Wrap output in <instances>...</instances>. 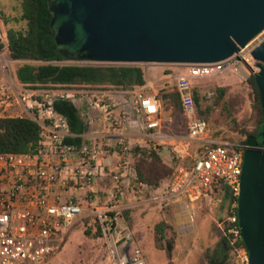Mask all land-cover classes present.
<instances>
[{
    "label": "built area",
    "instance_id": "1",
    "mask_svg": "<svg viewBox=\"0 0 264 264\" xmlns=\"http://www.w3.org/2000/svg\"><path fill=\"white\" fill-rule=\"evenodd\" d=\"M247 48L221 62L186 65L187 71L177 75L186 137L198 148L158 188L139 178L130 160L137 145L128 138L143 137L153 149L164 142L162 103L156 94L145 88H34L0 66V120L28 118L41 127L37 152L0 154V264L45 263L88 214L101 223L111 264H148L134 233L122 223L125 208L145 203L147 195L164 203L177 199L213 206L226 194L229 207L219 227L233 263L251 264L250 252L241 244L238 214L246 147L213 139L208 122L197 116L193 92L198 79L228 71L254 74L256 61ZM59 100L75 103L86 121L88 132L80 145L67 142L75 135L55 108ZM103 192L107 199L101 205Z\"/></svg>",
    "mask_w": 264,
    "mask_h": 264
},
{
    "label": "water",
    "instance_id": "2",
    "mask_svg": "<svg viewBox=\"0 0 264 264\" xmlns=\"http://www.w3.org/2000/svg\"><path fill=\"white\" fill-rule=\"evenodd\" d=\"M48 5L53 37L68 61L216 63L264 32V0H48ZM251 55L264 115V40ZM260 136L262 146L244 153L238 210L251 264H264V126Z\"/></svg>",
    "mask_w": 264,
    "mask_h": 264
},
{
    "label": "rangeland",
    "instance_id": "3",
    "mask_svg": "<svg viewBox=\"0 0 264 264\" xmlns=\"http://www.w3.org/2000/svg\"><path fill=\"white\" fill-rule=\"evenodd\" d=\"M22 5L18 0H0V41L5 48L0 51V66H5L7 72L17 80V69L26 64L39 63L36 61H15L10 56L8 30L11 28L24 30L26 21L22 20ZM264 40V32L254 39L247 51ZM61 64H88L85 61H66ZM147 71L149 93L156 94L160 99V91L164 88L177 87V75L187 71L186 65L179 64H143ZM254 71H258L254 65ZM254 76L250 70L244 76L239 72L228 71L221 76L198 79L195 82L200 86V96L211 100V95L219 87H226V98L231 104L232 118H228L223 106L212 109L206 118L203 116L211 130L215 141H227L232 144H242L245 131H252L256 124L258 114L255 110V90L249 79ZM52 88V87H51ZM40 88V89H51ZM80 88V87H76ZM119 91V90H111ZM117 98L120 97L116 94ZM161 100V99H160ZM163 119H170L164 126L161 138L164 142L157 149L140 146L137 143L130 155L135 166L144 157L142 150H159L166 165L175 169L182 162L191 161L195 151L190 155L181 147L180 141L187 135V120L173 109L166 110L162 102ZM196 104V102H195ZM202 109H206V103ZM198 112V108H196ZM236 119V123L233 120ZM148 142V141H147ZM189 142V141H188ZM150 196L147 195L146 199ZM107 195L103 192L100 204L106 202ZM222 202L219 200L213 206H193L185 200H171L167 203L155 201L138 205L135 214L122 212L123 218L129 224L134 237L142 248L148 264H211V258L216 254L221 240L222 232L219 222L223 216ZM88 213V212H87ZM164 222L165 238L158 244L156 226ZM101 223L96 215L82 217L74 226L62 249L51 256L43 264H111V258L102 236L99 235ZM87 231L90 232L89 235ZM173 249L170 260L167 249Z\"/></svg>",
    "mask_w": 264,
    "mask_h": 264
},
{
    "label": "trees",
    "instance_id": "4",
    "mask_svg": "<svg viewBox=\"0 0 264 264\" xmlns=\"http://www.w3.org/2000/svg\"><path fill=\"white\" fill-rule=\"evenodd\" d=\"M22 5V20L26 21L27 28L8 30V42L10 56L15 61H36L39 64L26 63L16 71V77L24 85L34 88H54L58 86L76 88L88 87L92 89L132 91L147 84V73L141 65H113V64H61L68 61L59 51L58 43L51 30L52 14L48 0H18ZM5 45L0 41V51ZM249 82L255 90V110L258 114L257 124L252 131H245L246 137L242 145L261 146L260 133L264 126V115L261 94L257 87L255 77ZM197 116L208 117L213 108L223 106L226 116L232 118V108L226 98V87H219L211 95V100L200 96V86L193 87ZM160 99L166 110L173 109L174 113H180L185 119L181 96L178 87L164 88L160 91ZM206 103V109L202 106ZM56 110L68 119L71 132L75 137L67 142L80 145L88 132V126L79 107L66 100L55 102ZM204 118V117H203ZM202 118V119H203ZM187 120V119H186ZM236 123V119L233 120ZM188 133V128H187ZM41 140V127L32 119H5L0 120V154L16 153L28 154L37 152ZM144 157L137 163L136 168L139 178L156 188L160 187L167 179L174 176L176 169L166 165L159 150H142ZM221 219L229 207L228 194L221 199ZM99 226V225H98ZM164 222L156 226V238L158 244L165 238ZM90 232L87 231L89 235ZM99 235L102 229L99 226ZM245 246L244 241H241ZM167 255L171 260L173 249H167ZM234 264L231 247L227 239L222 235L216 254L211 258V264Z\"/></svg>",
    "mask_w": 264,
    "mask_h": 264
},
{
    "label": "crops",
    "instance_id": "5",
    "mask_svg": "<svg viewBox=\"0 0 264 264\" xmlns=\"http://www.w3.org/2000/svg\"><path fill=\"white\" fill-rule=\"evenodd\" d=\"M146 73H147V71H146ZM149 80L147 79V84L145 85V86H143V87H140V88H145V89H147L148 87H149ZM118 92H123V91H118ZM169 122H170V119H165L164 120V126H167L168 124H169ZM111 138V140H113V141H116V139H117V137H110ZM129 139H131L135 144H137V143H140V146H144V145H146L147 143V139H145V138H143V137H128ZM180 145H181V147L186 151V152H190V151H195L196 150V148L198 147V145L196 144V143H193V142H188V140H187V137L186 138H184L183 140H181L180 141ZM196 147V148H195ZM197 151V150H196ZM196 151H195V153H196ZM155 201H158L157 200V198H149V199H147L146 200V202L145 203H149V202H155ZM144 204V203H143ZM136 207L137 206H130V207H127V208H125L124 210H123V212H125L127 215L128 214H135V209H136ZM122 223L123 224H126L127 226H129V224H127V222H126V220L123 218V216H122ZM129 228H130V226H129ZM131 229V228H130ZM133 232V231H132ZM71 234V233H70Z\"/></svg>",
    "mask_w": 264,
    "mask_h": 264
},
{
    "label": "flooded vegetation",
    "instance_id": "6",
    "mask_svg": "<svg viewBox=\"0 0 264 264\" xmlns=\"http://www.w3.org/2000/svg\"><path fill=\"white\" fill-rule=\"evenodd\" d=\"M261 137V136H260ZM261 146H262V141H263V138L261 137ZM249 146H255V145H247V146H245V147H249ZM261 146H258V147H261Z\"/></svg>",
    "mask_w": 264,
    "mask_h": 264
}]
</instances>
